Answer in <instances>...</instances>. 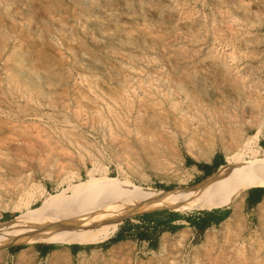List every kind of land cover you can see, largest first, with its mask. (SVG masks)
<instances>
[{
	"label": "rangeland",
	"instance_id": "1",
	"mask_svg": "<svg viewBox=\"0 0 264 264\" xmlns=\"http://www.w3.org/2000/svg\"><path fill=\"white\" fill-rule=\"evenodd\" d=\"M244 146L264 156V0H0V221L102 177L191 185L195 163ZM249 188L237 214L143 208L101 241L18 243L0 264H264V196L246 201L264 187ZM160 209L227 216L202 232L174 221L153 246L131 236Z\"/></svg>",
	"mask_w": 264,
	"mask_h": 264
},
{
	"label": "bare ground",
	"instance_id": "2",
	"mask_svg": "<svg viewBox=\"0 0 264 264\" xmlns=\"http://www.w3.org/2000/svg\"><path fill=\"white\" fill-rule=\"evenodd\" d=\"M208 158L198 157L203 161ZM253 186L264 187V156L258 157L256 149L245 146L227 155L225 163L206 178L169 190L129 188L123 183H109L104 177L88 180L75 185L70 196H49L38 207L0 221V248L35 242L95 243L109 237L124 215L143 208L191 207L201 201L217 205L231 202L232 212L237 214L241 191ZM18 236L22 239H15Z\"/></svg>",
	"mask_w": 264,
	"mask_h": 264
},
{
	"label": "trees",
	"instance_id": "3",
	"mask_svg": "<svg viewBox=\"0 0 264 264\" xmlns=\"http://www.w3.org/2000/svg\"><path fill=\"white\" fill-rule=\"evenodd\" d=\"M222 163L223 162L221 160L219 162L216 161L210 165H208L207 163H195V165L198 167L199 170L204 171V176L207 177L211 174V172L213 171L214 168H216L218 165H220ZM206 177H204V178H206ZM253 188H255V187H253ZM262 195H264V188L258 189L256 191L254 189H252L248 193V195L246 197V201L249 205H253L260 200ZM159 208H162V207H159ZM216 210H218V209H214L213 212H215ZM159 213H164L166 215V218H164V219L153 218L154 214H159ZM6 216L7 215H4L5 219H7ZM226 216H227V211L223 212L218 217H214L213 214L209 211H202V215L200 217L181 215L179 212L170 211L167 209H162V210L152 211V212H144L138 216L141 219L140 225L132 226L131 236H133L139 240H146L149 242V244L151 246H153V245H155L156 237H158V235L161 232H163L165 230L173 231V230L177 229L179 226H181L180 224H173L174 221L185 220L188 224H190L191 226L196 228L197 231L202 232L208 226H210L212 223H218L219 221L224 219ZM119 222H118V224H119ZM124 222H128L127 219ZM118 224H117V227H118ZM116 230H117V228H116ZM116 230L112 233V235L116 232ZM117 234L118 233H116V235L112 238V240H109V241L103 243L101 246L107 247L110 243L116 242V241L124 238V237L118 236ZM151 234L155 235L153 240L151 238Z\"/></svg>",
	"mask_w": 264,
	"mask_h": 264
},
{
	"label": "crops",
	"instance_id": "4",
	"mask_svg": "<svg viewBox=\"0 0 264 264\" xmlns=\"http://www.w3.org/2000/svg\"><path fill=\"white\" fill-rule=\"evenodd\" d=\"M264 195H262L261 197H263ZM131 221V220H130ZM116 228H117V225L114 227V229L112 230V232H111V234L116 230ZM119 234V233H118ZM117 234V235H118ZM115 236V235H114ZM118 236H121V237H123V235L121 234V235H118ZM121 240V239H120ZM120 240H118V241H120Z\"/></svg>",
	"mask_w": 264,
	"mask_h": 264
},
{
	"label": "water",
	"instance_id": "5",
	"mask_svg": "<svg viewBox=\"0 0 264 264\" xmlns=\"http://www.w3.org/2000/svg\"><path fill=\"white\" fill-rule=\"evenodd\" d=\"M167 210H169V209H167ZM156 211H158V210H156ZM145 212H152V211H145ZM176 212H179V211H176ZM14 239V238H13ZM15 239H18V240H20V239H22V237H16Z\"/></svg>",
	"mask_w": 264,
	"mask_h": 264
}]
</instances>
